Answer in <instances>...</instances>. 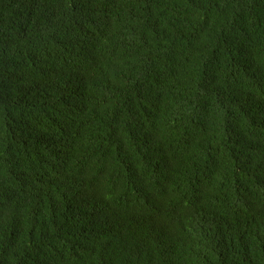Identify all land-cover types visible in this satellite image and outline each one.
<instances>
[{
	"label": "trees",
	"instance_id": "trees-1",
	"mask_svg": "<svg viewBox=\"0 0 264 264\" xmlns=\"http://www.w3.org/2000/svg\"><path fill=\"white\" fill-rule=\"evenodd\" d=\"M0 264H264V0H0Z\"/></svg>",
	"mask_w": 264,
	"mask_h": 264
}]
</instances>
